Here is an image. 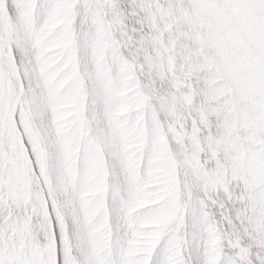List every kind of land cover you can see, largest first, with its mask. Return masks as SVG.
<instances>
[{
  "label": "snow or ice",
  "instance_id": "1",
  "mask_svg": "<svg viewBox=\"0 0 264 264\" xmlns=\"http://www.w3.org/2000/svg\"><path fill=\"white\" fill-rule=\"evenodd\" d=\"M0 264H264V0H0Z\"/></svg>",
  "mask_w": 264,
  "mask_h": 264
}]
</instances>
